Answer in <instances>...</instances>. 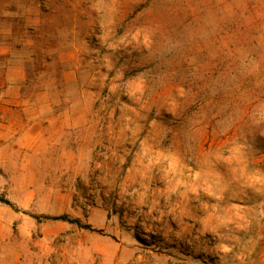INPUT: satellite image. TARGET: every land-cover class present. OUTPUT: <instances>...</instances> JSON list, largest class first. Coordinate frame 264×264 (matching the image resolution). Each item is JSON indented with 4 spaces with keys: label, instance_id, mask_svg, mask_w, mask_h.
I'll use <instances>...</instances> for the list:
<instances>
[{
    "label": "rangeland",
    "instance_id": "1",
    "mask_svg": "<svg viewBox=\"0 0 264 264\" xmlns=\"http://www.w3.org/2000/svg\"><path fill=\"white\" fill-rule=\"evenodd\" d=\"M5 38L48 86L74 54L57 96L79 123L12 223L28 243L64 264H264V0H0Z\"/></svg>",
    "mask_w": 264,
    "mask_h": 264
},
{
    "label": "crops",
    "instance_id": "2",
    "mask_svg": "<svg viewBox=\"0 0 264 264\" xmlns=\"http://www.w3.org/2000/svg\"><path fill=\"white\" fill-rule=\"evenodd\" d=\"M59 55L62 78L59 84L55 80L48 86L40 78L34 80L33 64L12 40H0V192L6 187L4 199L10 203L0 202V264H64V260L50 258L48 246L28 243L30 227L12 228L15 220L29 224L34 217L30 211L39 199L33 188L41 185L38 172L47 168L43 156L48 141L56 142L67 128L79 123L58 109L63 103L57 96L59 85L66 89L75 83L73 52ZM14 231L25 236L26 244L12 242Z\"/></svg>",
    "mask_w": 264,
    "mask_h": 264
},
{
    "label": "trees",
    "instance_id": "3",
    "mask_svg": "<svg viewBox=\"0 0 264 264\" xmlns=\"http://www.w3.org/2000/svg\"><path fill=\"white\" fill-rule=\"evenodd\" d=\"M0 202L6 205H10V203L3 197H0ZM45 219L53 220V221H65L71 224H75L82 229H90L89 225L81 224L80 221L77 219H70L66 214L57 215V216H46Z\"/></svg>",
    "mask_w": 264,
    "mask_h": 264
}]
</instances>
